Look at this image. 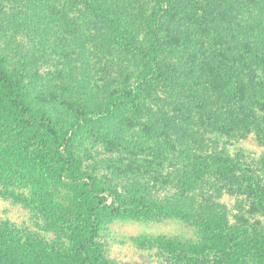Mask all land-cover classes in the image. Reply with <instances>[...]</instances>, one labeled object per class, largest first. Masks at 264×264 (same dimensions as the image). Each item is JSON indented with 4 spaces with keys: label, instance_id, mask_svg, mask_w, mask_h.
<instances>
[{
    "label": "trees",
    "instance_id": "1",
    "mask_svg": "<svg viewBox=\"0 0 264 264\" xmlns=\"http://www.w3.org/2000/svg\"><path fill=\"white\" fill-rule=\"evenodd\" d=\"M51 1L0 0V24L10 21L4 2L12 9L11 19L23 27L45 35L66 31L65 23L54 21L59 14ZM105 1L82 0L104 35L83 36L71 26L66 31L67 49L81 48L74 74L83 81L74 90L79 97L72 103L83 102L75 106L71 135L62 132L51 109L37 110L28 101L25 76L13 75L0 61V131L16 153L39 145L40 156L54 167L49 176L69 193L70 207L60 200L51 203L48 220L78 213V229L63 252L36 241L26 244L15 230L0 227V264H116L99 248L109 226L162 218L182 220L206 233L208 241L219 242L226 249L225 264H252L254 248L264 260V235L255 244L239 239L228 209L207 194L221 196L227 183L260 188L244 153L232 148L249 133L264 146V0ZM2 26L0 36L6 34ZM102 38L101 50L91 54L88 46L86 51L84 41L97 44ZM116 51L122 66L108 82L97 62ZM192 146L204 155L195 156ZM175 158L186 163L180 162L184 165L173 176L166 174V164ZM147 169L158 172H150L157 174L155 184ZM1 170L16 175L11 166ZM167 184L177 192H164ZM156 188L163 191L159 196ZM49 200L38 188L29 202ZM136 240L176 264L197 255L183 240Z\"/></svg>",
    "mask_w": 264,
    "mask_h": 264
},
{
    "label": "rangeland",
    "instance_id": "2",
    "mask_svg": "<svg viewBox=\"0 0 264 264\" xmlns=\"http://www.w3.org/2000/svg\"><path fill=\"white\" fill-rule=\"evenodd\" d=\"M105 2L111 4L109 0ZM51 3L57 10L55 16L57 17L59 14V19H54L55 23L57 25L65 23L66 31L71 26L72 30H82L80 32L84 33L83 36L105 34L93 16L85 12L82 0H52ZM4 6L5 8H3ZM1 8L8 14L10 21L8 19L2 22V29L6 34L0 36V61L13 75L21 73L25 76L24 93L28 101L37 110L51 109L55 118L60 117L58 123L62 132L71 135L70 123L77 115L75 106H78L77 103L83 102L72 103L76 97H79L75 95V88L83 86L80 75L74 74V67L78 64L75 60L79 59L77 50L81 48L67 49L64 41L70 34L66 31L58 34L53 31L54 35L38 33L33 30V26L23 27L15 22L14 18L11 19L9 12H12V9L4 2ZM139 9L140 4H137L138 12H140ZM46 30L48 29L46 28ZM101 41L97 44H92V41H84L86 51L88 46L87 52L91 54L101 50L105 39L102 38ZM113 54H107L97 62L101 70L108 76V82L122 66L120 59L122 55L118 51ZM106 76L102 75L100 80L103 81ZM69 77L71 80L68 79ZM91 84L97 85L95 82H91ZM62 96L66 97L63 98L66 99L65 103L61 102L63 99L56 101L57 104L51 103L54 102V98ZM208 146L210 148L211 145ZM39 147L38 145L31 149H23L21 154L16 153L10 144L8 135L0 131V162L3 164L0 165V227H8L11 231L15 230L26 244L36 241L40 244L39 246L41 244L49 245L55 247V251L63 252L73 242L74 231L78 229L76 224L78 213H74L73 216L68 211L67 216L60 215L62 220L54 222L48 220L50 204L60 200L65 206L70 207V195L65 188L55 184L49 176V171L51 174L54 167L47 166L49 161L44 156H40L41 149ZM235 150L244 153V162L250 165L249 170L255 172L259 178L260 188L256 183L238 186L227 183L222 184L224 187H222L221 196H213L210 190L207 194H211L209 200L214 201L219 207L224 205L228 209L230 224L238 233V238L246 240L249 238L255 244L256 240H262L261 234L264 235V191H262V189L264 190V146L259 144L254 133H249L245 140L235 144L232 151L235 152ZM192 152L195 156L204 155L196 146H192ZM180 162L186 163V161L176 158L167 163L166 174L173 176L175 170L182 169L184 164H179ZM5 166H11L16 171V175L9 176L7 172L2 171L1 169ZM147 170L149 171V180L155 184L154 180L157 178L155 176L158 172ZM1 176L5 177V181ZM11 179H13L12 182ZM19 183L23 186L19 187ZM159 184L157 185L159 186ZM167 185L169 187H164V192L167 191L171 194L177 192V189L171 184ZM49 186L52 188L48 190ZM38 188L50 196L46 205L40 203L31 205L29 202L37 194ZM155 190H157L158 196V192H163L159 188ZM208 204L212 205L210 201ZM240 206L243 209H240ZM258 207L261 209L258 210ZM152 237L183 240L193 244L192 250L197 255L191 254L187 262L179 261L178 264H225L226 249L219 246V242L208 241L206 233L175 218H162L159 221H115L109 226L108 231L101 235L99 248L106 250L116 264H176L170 255L160 251L157 255L156 249H144L136 240L137 238ZM65 245L67 246L65 247ZM253 252L257 259L252 264H264L258 249L254 248Z\"/></svg>",
    "mask_w": 264,
    "mask_h": 264
}]
</instances>
